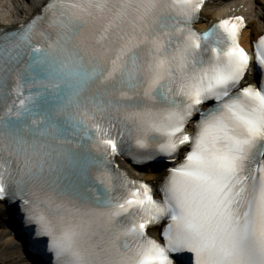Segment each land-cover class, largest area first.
Masks as SVG:
<instances>
[{
    "label": "snow or ice",
    "instance_id": "1",
    "mask_svg": "<svg viewBox=\"0 0 264 264\" xmlns=\"http://www.w3.org/2000/svg\"><path fill=\"white\" fill-rule=\"evenodd\" d=\"M205 4L47 0L0 29V201L37 264H264V35L196 30ZM117 157L173 166L154 189Z\"/></svg>",
    "mask_w": 264,
    "mask_h": 264
},
{
    "label": "bare ground",
    "instance_id": "2",
    "mask_svg": "<svg viewBox=\"0 0 264 264\" xmlns=\"http://www.w3.org/2000/svg\"><path fill=\"white\" fill-rule=\"evenodd\" d=\"M46 0H0V26L16 25L40 10ZM229 15H243L247 27L240 42L251 47V41L264 30V0H210L202 12L197 27L204 29L210 21ZM249 82L252 78L249 77ZM128 174L135 179H159L164 170L146 166L143 170L126 165ZM8 214L0 205V264H24L19 240L11 234Z\"/></svg>",
    "mask_w": 264,
    "mask_h": 264
}]
</instances>
